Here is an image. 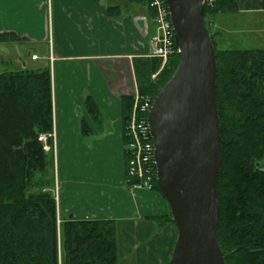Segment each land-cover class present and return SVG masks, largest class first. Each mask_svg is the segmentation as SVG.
I'll return each mask as SVG.
<instances>
[{
  "label": "trees",
  "instance_id": "16d2710c",
  "mask_svg": "<svg viewBox=\"0 0 264 264\" xmlns=\"http://www.w3.org/2000/svg\"><path fill=\"white\" fill-rule=\"evenodd\" d=\"M127 1L146 6L152 21L148 0ZM236 11L234 0H212L208 32L219 14ZM211 39L222 139L217 242L224 264H264V48L220 50ZM177 63V53L164 66L156 57L133 59L138 94L155 98ZM51 89L49 65L0 73V264H118L114 220L58 218L54 157L38 141L52 131ZM133 104V96L121 100L123 133ZM83 107L87 134V120L100 123L101 113L90 95ZM155 218L173 224L170 213Z\"/></svg>",
  "mask_w": 264,
  "mask_h": 264
},
{
  "label": "crops",
  "instance_id": "0c3cea01",
  "mask_svg": "<svg viewBox=\"0 0 264 264\" xmlns=\"http://www.w3.org/2000/svg\"><path fill=\"white\" fill-rule=\"evenodd\" d=\"M234 2L235 13L215 18V45L245 38L264 48V0ZM239 17L249 28L234 26ZM154 33L146 6L127 0H0V73L37 66L10 57L3 42L26 44V59L50 67L58 218L114 220L118 264H168L177 236L174 224L155 220L170 213L160 193L125 179L121 100L137 91L133 59L149 57ZM86 95L101 122L88 119L82 134Z\"/></svg>",
  "mask_w": 264,
  "mask_h": 264
},
{
  "label": "water",
  "instance_id": "95a60500",
  "mask_svg": "<svg viewBox=\"0 0 264 264\" xmlns=\"http://www.w3.org/2000/svg\"><path fill=\"white\" fill-rule=\"evenodd\" d=\"M178 63L148 113L156 185L177 236L168 264H224L217 242L221 167L216 56L203 0H164Z\"/></svg>",
  "mask_w": 264,
  "mask_h": 264
},
{
  "label": "built area",
  "instance_id": "2783aa9c",
  "mask_svg": "<svg viewBox=\"0 0 264 264\" xmlns=\"http://www.w3.org/2000/svg\"><path fill=\"white\" fill-rule=\"evenodd\" d=\"M211 2L212 0H203L204 6L210 5ZM148 7L154 12L152 23L155 28L154 35L150 37L148 56L159 58L164 66L168 59L177 53L169 12L164 0H148ZM36 59V56H32V60ZM154 77L155 75L152 76V78ZM133 97L132 113L126 122L123 133L124 154L127 156L125 178L127 182H133L131 187L134 189L152 191L154 180H156V167L154 144L148 125V113L154 98L148 95H139L137 91ZM54 139L53 132L38 136V141L42 143L45 152L54 150Z\"/></svg>",
  "mask_w": 264,
  "mask_h": 264
},
{
  "label": "rangeland",
  "instance_id": "374dc122",
  "mask_svg": "<svg viewBox=\"0 0 264 264\" xmlns=\"http://www.w3.org/2000/svg\"><path fill=\"white\" fill-rule=\"evenodd\" d=\"M243 17V16H242ZM214 26H215V22L213 23L211 29H210V35L213 36V39L215 38V34H214ZM237 29L241 30V31H244V29L246 28H249V25L246 24L245 20L242 19L239 17L235 20V25ZM244 28V29H242ZM251 39H240L238 40L237 42H240L241 45L239 44H235V46H229L227 43H229L228 39L226 37L223 38L222 41H219L218 43H216V47L217 49H220V50H224V49H236V46H239V47H245V48H248V49H252L253 46H256L257 48H263V47H259L260 45L259 44H253L251 41ZM215 42V40H214ZM5 43L4 47L7 48V50H4L3 52H5L6 54L10 55V57L14 58L16 56H18L19 58H22L24 62L28 63L29 65H40V63H34L32 61H30V59H26V54L28 52V47L26 44L24 43H21V44H11L9 42H3ZM1 53H2V50H1ZM52 193L56 195V199H57V202H58V189H56L55 191V187H52L51 189ZM161 222V220H160ZM172 251V250H171Z\"/></svg>",
  "mask_w": 264,
  "mask_h": 264
}]
</instances>
